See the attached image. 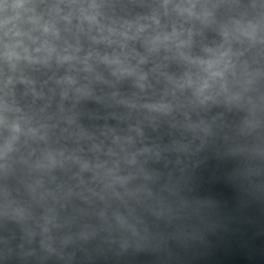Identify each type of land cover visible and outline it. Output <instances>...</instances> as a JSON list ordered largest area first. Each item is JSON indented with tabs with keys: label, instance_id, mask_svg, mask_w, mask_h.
<instances>
[{
	"label": "water",
	"instance_id": "95a60500",
	"mask_svg": "<svg viewBox=\"0 0 264 264\" xmlns=\"http://www.w3.org/2000/svg\"><path fill=\"white\" fill-rule=\"evenodd\" d=\"M151 7L27 0L0 29V264H157Z\"/></svg>",
	"mask_w": 264,
	"mask_h": 264
},
{
	"label": "clouds",
	"instance_id": "9594fccd",
	"mask_svg": "<svg viewBox=\"0 0 264 264\" xmlns=\"http://www.w3.org/2000/svg\"><path fill=\"white\" fill-rule=\"evenodd\" d=\"M27 10V0H0V29H6L5 35L9 32L17 36L20 34L13 29Z\"/></svg>",
	"mask_w": 264,
	"mask_h": 264
}]
</instances>
